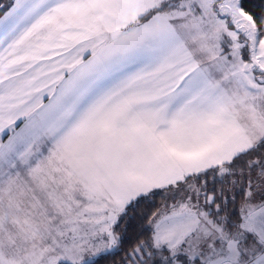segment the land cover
<instances>
[{
	"label": "snow or ice",
	"instance_id": "1",
	"mask_svg": "<svg viewBox=\"0 0 264 264\" xmlns=\"http://www.w3.org/2000/svg\"><path fill=\"white\" fill-rule=\"evenodd\" d=\"M0 264H264V0H0Z\"/></svg>",
	"mask_w": 264,
	"mask_h": 264
}]
</instances>
